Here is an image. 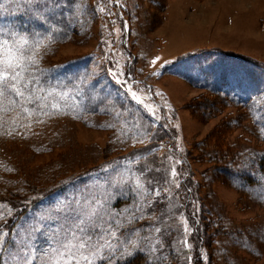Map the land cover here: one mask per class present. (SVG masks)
I'll return each instance as SVG.
<instances>
[{
    "label": "rangeland",
    "instance_id": "1",
    "mask_svg": "<svg viewBox=\"0 0 264 264\" xmlns=\"http://www.w3.org/2000/svg\"><path fill=\"white\" fill-rule=\"evenodd\" d=\"M21 37L39 63L0 98V264L80 241L115 249L98 264H264V0H0Z\"/></svg>",
    "mask_w": 264,
    "mask_h": 264
},
{
    "label": "snow or ice",
    "instance_id": "2",
    "mask_svg": "<svg viewBox=\"0 0 264 264\" xmlns=\"http://www.w3.org/2000/svg\"><path fill=\"white\" fill-rule=\"evenodd\" d=\"M25 43H27V41L23 37L19 38L14 45L8 40L0 41V52H3V55H0V98H5L10 92L16 97H25L27 86L32 82L28 73L34 71V69L26 64V60H31L32 63H39V61L35 54L31 56H25L23 54L20 45ZM27 94L31 95V93ZM133 95H135V93H133ZM9 103H15V100L9 99ZM52 107L55 108L57 105L53 104ZM24 110L26 112L28 111L27 108ZM258 131L261 135H264V127L259 128ZM172 172L173 176H175L176 171L174 167ZM137 183H140L139 179H137ZM172 183H176L177 187H179L175 179H173ZM0 207H3V205H0ZM4 215V212H0V218H3ZM8 215H11V211L8 212ZM109 227H111V225H109ZM117 231L118 228L111 231L108 235V240H111V238L117 234ZM6 234V232L0 234V251H3ZM136 247H139V245L136 241H132V247L126 248L125 255H132ZM105 248L110 249L108 254V259L110 260L115 249H112L111 244L107 241L103 243L97 242L95 246L91 247L84 241H80L75 254L72 248L65 247L62 251L56 249L50 256H45L41 260V264H98V262L104 259ZM25 264H31V261L26 258Z\"/></svg>",
    "mask_w": 264,
    "mask_h": 264
},
{
    "label": "trees",
    "instance_id": "3",
    "mask_svg": "<svg viewBox=\"0 0 264 264\" xmlns=\"http://www.w3.org/2000/svg\"><path fill=\"white\" fill-rule=\"evenodd\" d=\"M218 98H220L222 100L225 97H221V94L218 93L216 99L218 100ZM212 108H213V111L216 110L215 105H213ZM118 264H145V262H144L143 255L140 253H137V254L133 255V257H131L129 260L124 261L123 263H118Z\"/></svg>",
    "mask_w": 264,
    "mask_h": 264
}]
</instances>
